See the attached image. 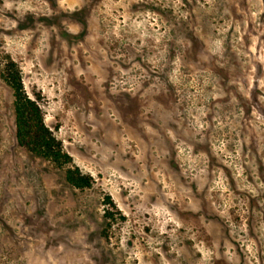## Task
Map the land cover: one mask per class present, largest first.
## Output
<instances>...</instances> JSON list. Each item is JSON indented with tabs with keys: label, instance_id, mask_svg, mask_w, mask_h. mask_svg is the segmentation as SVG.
<instances>
[{
	"label": "rangeland",
	"instance_id": "rangeland-1",
	"mask_svg": "<svg viewBox=\"0 0 264 264\" xmlns=\"http://www.w3.org/2000/svg\"><path fill=\"white\" fill-rule=\"evenodd\" d=\"M0 264H264V0H0Z\"/></svg>",
	"mask_w": 264,
	"mask_h": 264
},
{
	"label": "trees",
	"instance_id": "trees-1",
	"mask_svg": "<svg viewBox=\"0 0 264 264\" xmlns=\"http://www.w3.org/2000/svg\"><path fill=\"white\" fill-rule=\"evenodd\" d=\"M5 80L13 95L17 144L57 164L68 163L70 161L69 155L63 151L60 142L45 124L39 103L24 91L19 72L13 64L9 65ZM65 179L78 188L88 187L91 184L90 177L83 175L77 168H68L65 171Z\"/></svg>",
	"mask_w": 264,
	"mask_h": 264
}]
</instances>
